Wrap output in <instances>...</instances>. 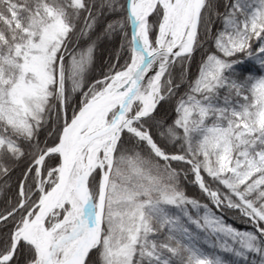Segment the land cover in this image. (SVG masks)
<instances>
[{
  "label": "snow or ice",
  "instance_id": "snow-or-ice-1",
  "mask_svg": "<svg viewBox=\"0 0 264 264\" xmlns=\"http://www.w3.org/2000/svg\"><path fill=\"white\" fill-rule=\"evenodd\" d=\"M0 264H264V0H0Z\"/></svg>",
  "mask_w": 264,
  "mask_h": 264
},
{
  "label": "trees",
  "instance_id": "trees-1",
  "mask_svg": "<svg viewBox=\"0 0 264 264\" xmlns=\"http://www.w3.org/2000/svg\"><path fill=\"white\" fill-rule=\"evenodd\" d=\"M231 222V221H230Z\"/></svg>",
  "mask_w": 264,
  "mask_h": 264
}]
</instances>
